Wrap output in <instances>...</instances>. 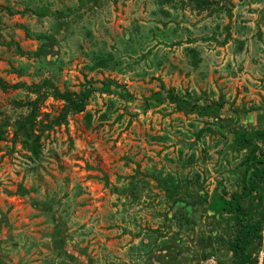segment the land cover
Wrapping results in <instances>:
<instances>
[{"label":"rangeland","instance_id":"rangeland-1","mask_svg":"<svg viewBox=\"0 0 264 264\" xmlns=\"http://www.w3.org/2000/svg\"><path fill=\"white\" fill-rule=\"evenodd\" d=\"M208 1L0 0V264H231L237 226L208 205L243 173L231 132L264 127V0ZM37 35L52 41L34 57ZM100 56L109 68L90 69ZM44 81L91 93L59 125L64 103L39 102L34 160L16 122ZM161 87L198 107L146 106ZM205 105L220 109L204 115ZM255 244L256 262L264 224Z\"/></svg>","mask_w":264,"mask_h":264},{"label":"trees","instance_id":"trees-1","mask_svg":"<svg viewBox=\"0 0 264 264\" xmlns=\"http://www.w3.org/2000/svg\"><path fill=\"white\" fill-rule=\"evenodd\" d=\"M117 1V0H114ZM165 4H171L172 2H181V3H190L193 4L198 9H204L210 6L208 0H161ZM89 2L94 5H98L100 0H89ZM42 11V12H41ZM39 17L45 15L44 10H40L38 13ZM62 15V14H61ZM37 40L41 41L39 45V50L36 51L33 56L38 57L40 53L46 46H48L52 39L50 36L46 35H37ZM107 58L100 56L96 59V67L107 69L109 68ZM22 75V72H18ZM12 88L23 87V84L19 83L16 85L10 86ZM44 87V88H43ZM163 87V86H162ZM159 92H156L151 95L148 101H145V105H151L153 103H162L167 101L170 104H174L177 107V110L181 112H188L193 110V108L198 107L195 103L191 102L185 97L176 95L172 89L162 88ZM0 88L7 89L8 86L3 80L0 79ZM38 88H43L44 92L39 94L35 101L28 102L26 107L29 112L26 117L21 118L16 122V131L15 139H19L21 146L26 152L30 153L33 156L34 160L38 159L41 153V135L34 131L36 117L38 116L37 110L39 102H42L43 99H46L48 96L53 97L56 100H60L64 103L62 108V113L58 118H56L55 124H60L65 120L67 114H80L84 111L86 100L91 93L90 85H83V90L81 91L78 98H74L72 94H63L56 89L51 82L44 81ZM101 90V88H100ZM102 90L111 93V84H102ZM48 92V93H47ZM121 95L122 93L119 92ZM124 95L127 99H131L129 94ZM212 106L205 105L204 115H212L219 111L218 108H212ZM264 118V116H262ZM50 128V126H48ZM232 134V143L233 149L236 151H246V156L242 161L243 173L236 186V190L229 195L228 198H225L224 195L213 199L212 202L208 205V209L213 211L215 215L221 216L223 214L231 215L232 220L236 226L237 231L234 237L229 242V252L232 254L231 264H256L255 261L251 258V249L255 243L260 240V232L264 224V212L260 211L255 206L253 202L258 201L259 204L264 203L263 198V189L261 184L264 183V152L260 149L259 144L264 143V127L262 129L254 130L251 132H245L243 130H233ZM3 138V132L1 131L0 126V140ZM157 181H160V189L168 194L176 202H180L178 199L177 189L180 190V187L170 186L173 182L172 178L162 179L160 176L155 177ZM171 182V183H170ZM249 198L251 203L249 206H242L240 204L241 200ZM256 245V244H255Z\"/></svg>","mask_w":264,"mask_h":264},{"label":"built area","instance_id":"built-area-1","mask_svg":"<svg viewBox=\"0 0 264 264\" xmlns=\"http://www.w3.org/2000/svg\"><path fill=\"white\" fill-rule=\"evenodd\" d=\"M264 262V251H259L256 256V264H263Z\"/></svg>","mask_w":264,"mask_h":264}]
</instances>
